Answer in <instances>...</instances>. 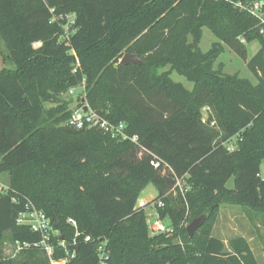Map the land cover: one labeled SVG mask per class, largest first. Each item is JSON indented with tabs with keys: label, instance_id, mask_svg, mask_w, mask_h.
Masks as SVG:
<instances>
[{
	"label": "trees",
	"instance_id": "1",
	"mask_svg": "<svg viewBox=\"0 0 264 264\" xmlns=\"http://www.w3.org/2000/svg\"><path fill=\"white\" fill-rule=\"evenodd\" d=\"M234 2L264 6V0H0L6 49L0 174H9L6 192L0 189V264H99L102 241L108 264H259L246 238L234 237L227 247L212 235L224 203L264 217V38L259 20ZM204 28L222 43L207 53L200 49ZM255 41L260 49L247 65L257 84L215 69L223 45L247 61ZM126 54L144 64L122 66ZM173 73L193 89L174 82ZM82 85L81 105L125 123L138 143L66 126L72 111L62 95ZM232 139L230 152L225 144ZM232 178L235 189L228 190ZM181 179L189 189L173 200ZM150 184L165 201L158 210L170 219L172 235H149L138 200ZM29 203L58 233L51 258L35 246L42 237L17 224ZM204 215L193 238L180 228L185 218ZM5 234L31 245L22 261L5 254ZM179 236L184 245L175 242Z\"/></svg>",
	"mask_w": 264,
	"mask_h": 264
},
{
	"label": "rangeland",
	"instance_id": "2",
	"mask_svg": "<svg viewBox=\"0 0 264 264\" xmlns=\"http://www.w3.org/2000/svg\"><path fill=\"white\" fill-rule=\"evenodd\" d=\"M234 7L239 8L236 6V3H233ZM0 42L1 39H0ZM220 43L222 44L219 39L213 34V32L208 29L204 28L203 30V39L200 44V49L202 52L207 53L210 51L214 44ZM3 44V42H2ZM4 46V45H3ZM224 46V53L220 56L215 64V69L217 70L220 66L224 74L228 75H239L243 79L250 80L253 84H257V80L248 68V61H250L255 54L260 49V44L258 41H255L248 45V60L245 61L237 54H235L229 47ZM168 69V68H166ZM172 79L176 83L183 84L188 90L193 89V84L188 82L184 77L179 76L177 73L172 74ZM84 96V86H79L77 91L72 94L70 91L66 94L62 95V100L69 102L70 106L69 109L73 112L77 108L83 106ZM47 108H51L52 104H46ZM86 106V105H84ZM204 116H207V110H204ZM261 174L264 176V158L261 162ZM3 180L9 182V174L4 173L0 174ZM0 189L3 193L7 190L6 186L0 185ZM189 189L187 186L186 180L182 181L181 187H178V190L172 194L173 200H175L179 193L184 194L186 190ZM159 193L156 187L152 184L148 185L147 188L142 192L138 204H147L148 206L144 209L147 215L148 226L149 223L155 222L156 220L160 219L162 224L167 227L168 229H173L171 233H165L167 235H172L175 233V229L173 228L171 221L169 218L165 219L164 221L160 218L159 210L157 206L154 204L158 201ZM140 208V207H139ZM263 215L262 213L251 210L247 207L242 206H234L230 204L224 203L221 206V209L216 216L213 224H212V235L216 238L222 240L225 245L228 247L229 242L234 237L244 236L246 237L251 244L252 250L254 252L255 257L257 258L259 264H264V223H263ZM193 222L191 218H185L181 225V229H187V227ZM150 229V228H149ZM150 237L154 238L160 234H152L150 232ZM3 248L4 252L7 256L15 258L17 261H22L25 257L23 253L26 249H19L17 243L11 241L10 234H5L2 237ZM179 245H184V241L181 236H179L176 241ZM53 264H64L63 262L60 263H53Z\"/></svg>",
	"mask_w": 264,
	"mask_h": 264
},
{
	"label": "built area",
	"instance_id": "3",
	"mask_svg": "<svg viewBox=\"0 0 264 264\" xmlns=\"http://www.w3.org/2000/svg\"><path fill=\"white\" fill-rule=\"evenodd\" d=\"M236 6L244 11L249 12L252 16L256 17L259 20V34L264 38V6L262 5V3L257 2L254 4L244 5L241 2H238L236 3ZM77 89L78 88H73L70 90V92L74 94ZM84 107L85 106L83 105L72 112V116L66 123V126L76 130L96 129L102 131L108 136H111L118 142L131 141L133 143H138V137H130L127 134V125L125 123L114 124L90 109H88L87 112L84 111ZM235 145L236 139H232L225 144L230 152H233L235 150ZM156 166L159 167L160 163H157ZM262 178L264 179V176H262ZM182 181L183 179L178 181L177 187H181ZM154 205L157 206L158 209H163L165 208V201L158 200ZM147 206V204H140L138 207L144 210ZM68 223L77 229L78 224L75 220L70 219ZM17 224L19 226L28 227L32 232L39 234L42 237V240L35 246L43 249L50 258L53 256L54 245L52 239L58 236V233L54 231L50 219L44 212L38 210L32 203H29L25 211H23L18 216ZM149 228L152 234H165L173 232V229H168L167 227H165L160 219L156 220L155 222L149 223ZM90 241L91 237H87L86 242ZM73 244L76 245V240ZM17 245L19 249H27L31 247V245L29 244L22 245L20 243H17ZM59 245L65 249L69 257H75L76 253H70L68 247L63 241H60ZM98 256L99 264H108L110 255L107 250V242H101L100 246L98 247ZM68 261L69 259H66L63 262L66 264L68 263Z\"/></svg>",
	"mask_w": 264,
	"mask_h": 264
},
{
	"label": "water",
	"instance_id": "4",
	"mask_svg": "<svg viewBox=\"0 0 264 264\" xmlns=\"http://www.w3.org/2000/svg\"><path fill=\"white\" fill-rule=\"evenodd\" d=\"M120 64L122 66H128L131 64H136V65H143L144 62L141 60V58L138 55H133V54H126L124 57L121 59ZM85 103V102H84ZM88 106L86 105L84 107V111H88ZM226 188L228 190H234L235 189V180L232 178L226 185ZM207 220V216L204 215L200 218L195 219L188 227H187V232L189 234L190 238H193L197 231L204 225V223Z\"/></svg>",
	"mask_w": 264,
	"mask_h": 264
},
{
	"label": "crops",
	"instance_id": "5",
	"mask_svg": "<svg viewBox=\"0 0 264 264\" xmlns=\"http://www.w3.org/2000/svg\"><path fill=\"white\" fill-rule=\"evenodd\" d=\"M1 52L2 53H6V49H5V47L3 46V44H2V42H0V71L4 68V61H3V58H2V56H1ZM262 175V174H261ZM263 176V175H262ZM4 178H2L1 176H0V185H2V186H6V184H7V188H8V186H9V182L6 180V178H5V180H3ZM1 187V186H0ZM2 188V187H1ZM138 206H139V204H138ZM241 237H244V236H241ZM244 238H246V237H244ZM247 239V238H246ZM248 240V239H247ZM249 241V240H248ZM249 243H250V241H249ZM251 245V244H250Z\"/></svg>",
	"mask_w": 264,
	"mask_h": 264
}]
</instances>
